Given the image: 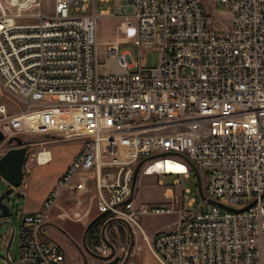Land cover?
I'll use <instances>...</instances> for the list:
<instances>
[{
    "label": "built area",
    "instance_id": "2783aa9c",
    "mask_svg": "<svg viewBox=\"0 0 264 264\" xmlns=\"http://www.w3.org/2000/svg\"><path fill=\"white\" fill-rule=\"evenodd\" d=\"M97 1L53 0L48 15L43 0H0V83L27 104L9 114L0 103L3 141L48 135L24 141L28 148L80 144L43 210L24 216L20 264H67L64 248L41 238L40 228L55 206L63 218L87 219L89 211L79 210L90 187L98 220L139 227L161 264H264V0H99V12ZM111 1L134 7L138 61L116 43L101 50L108 62L99 61L97 19L110 15ZM220 8L224 17L217 18ZM143 48L160 51L157 67L143 64ZM41 151L36 161L50 162L39 161ZM152 156L145 174L180 176L166 191L169 199L183 203L189 192L187 157L204 173L207 198L237 211L213 203L195 215L182 209L175 228L151 240L139 218L174 212L135 198V170ZM168 163L185 169L170 171ZM27 189L24 177L14 192L25 197ZM62 196L74 206L60 204ZM106 223L92 232L100 256L114 248Z\"/></svg>",
    "mask_w": 264,
    "mask_h": 264
},
{
    "label": "rangeland",
    "instance_id": "374dc122",
    "mask_svg": "<svg viewBox=\"0 0 264 264\" xmlns=\"http://www.w3.org/2000/svg\"><path fill=\"white\" fill-rule=\"evenodd\" d=\"M97 4L98 12L102 9H105L104 3H101L98 0ZM203 5L205 9L209 11V1H205ZM106 9L109 10L110 15L99 16L97 19V39L99 42L98 49L100 51L99 61L101 63L108 62V59L110 58L109 54L106 51L102 52L101 50H103V48L107 50L113 43H118V49L120 53L123 54L124 52L129 51L133 55V58L138 61V45H136L134 42H130L133 34L129 36L128 32V28H133L134 30V7L132 3L129 1H124L121 3L111 1L107 3ZM42 10L45 14L53 15L55 13L53 0H43ZM92 10L93 6L91 7L90 11ZM216 12L217 18L224 17L222 8L218 9ZM124 21L126 23L125 26L123 25ZM216 25L217 27L224 29V26L220 22H217ZM160 58L161 53L156 48L142 49V61L143 64L147 67H157L160 64ZM101 70L107 72L110 70V68L103 67ZM0 103H5L7 105L9 114H16L27 107V104L25 102L3 88L1 83ZM4 127V123L0 121V131L3 134ZM21 138L23 140H25L26 138L30 142H39L42 140L51 139V136L38 135L33 137L32 135L23 136ZM77 145L78 142L56 140L49 142L45 146H29V155L27 158L28 164H25L26 166L24 176L27 183L29 184V195L23 197L14 192L10 196V206L12 210V217L10 218V220L15 229L14 237L10 247V256L14 263L10 258H8L6 253V244L10 235V229L9 227H3L0 230V264L22 263L23 255L21 251V226L26 213V207L31 200V194H33V204L39 206L38 202L41 201L42 196L47 193L52 184L55 183V177L59 173L60 168L69 159L72 152L76 149ZM8 147V141H0V158L3 154L2 152ZM45 147L51 151V161L44 165H38L36 163V154L39 151L45 149ZM180 160L185 162L183 158H180ZM32 162L33 167H31ZM147 165L148 164H146L143 169H141L138 175L135 188V198H137L138 200H143L149 208L160 206L169 207L174 210V212L168 214L146 215L139 218L138 221L140 225L151 240L155 239V235L158 232L168 231L175 228V222L178 220V212L180 210L184 209L187 214L195 215L200 212L208 211L211 208L212 204L206 200H203V198L200 196L197 187V179L193 172H191L190 176L185 178L184 180L185 188L186 190H189V192L186 193L185 198L183 199V203H178L172 199H169L166 196V191L169 188H175V181L177 180V178L180 179V176L176 174L166 175L160 173L145 174L143 171ZM28 169H30L31 174L29 173ZM29 174L31 177L33 176L30 181L29 179H27V177H29ZM202 183L205 194H207L206 179L204 177V173H202ZM8 187L9 183L2 176H0V194L6 191ZM193 199L195 200V202L191 206L189 205V203ZM95 202L96 201L92 200V194H90V196H88V198L83 201V205L79 211H91L92 215L96 212V210L93 208V204H95ZM225 202L227 203V201ZM59 203L67 207L74 206L72 199H69L68 196H62L59 200ZM39 207L40 210H43V203ZM53 209H55V216H57L58 213H62L57 206H55ZM87 214H83V217L85 218ZM57 225L59 229H57L55 231V234H53L52 236L55 242L60 243L64 246L67 264H161L154 256L139 227L133 226L132 228L127 226L128 232L124 228L119 227L116 230H112L114 231L112 235H116V238L118 237V239H120V242H117L118 248L116 250V256L121 254L120 248H122V250L123 248H125L126 251L123 250L124 254H122L121 257H115L111 261L109 259L104 260L87 251L86 242L84 239V231H82L80 227L81 224H72L74 233L76 235L75 237H69V234H66V226L61 225V222H59ZM132 232L134 234L135 241L131 236ZM108 235L110 236V233H108Z\"/></svg>",
    "mask_w": 264,
    "mask_h": 264
},
{
    "label": "water",
    "instance_id": "95a60500",
    "mask_svg": "<svg viewBox=\"0 0 264 264\" xmlns=\"http://www.w3.org/2000/svg\"><path fill=\"white\" fill-rule=\"evenodd\" d=\"M4 139H5V136L0 131V141H3ZM8 143L10 144V148L0 158V176H2L9 183L8 189L6 191H4L2 194H0V211H1V213H0V230L3 227H9V229H10V235H9V238H8V241L6 244V253H7L8 258H10L12 260V258L10 256V247H11L12 240L14 237L15 229H14V226H13L11 220H10V218L12 217V210H11L10 203L7 201V199H9L10 196L14 193V187H19L23 182L24 168H25V164L27 162V158L29 155V148L25 144V141L20 136H15V137L10 138L8 140ZM155 157H157V156H152L150 158H146L138 164V166L135 170L134 176H133V189L134 190L136 188L138 175L141 171L142 166L144 165V163L147 160L153 159ZM186 160L190 164V166L193 170V173L197 179L198 192H199L200 196L203 198V200H206V201L213 203V204H218V205H220L224 208H227L229 210H232V211H237L234 208L227 207V206H225V205H223L217 201H214L212 199H208L207 196L205 195V192H204V187H203V183H202V176H201L200 171L198 170L196 165L189 158L186 157ZM263 197H264V195H263ZM254 203H256V201H254L250 205H253ZM96 220H98V218L94 219V221H92L89 224V226L86 230V235ZM94 255L97 257H100L104 260L110 259L113 257V255L107 256V257H103V256H100L97 254H94ZM12 262L14 263L13 260H12Z\"/></svg>",
    "mask_w": 264,
    "mask_h": 264
},
{
    "label": "crops",
    "instance_id": "0c3cea01",
    "mask_svg": "<svg viewBox=\"0 0 264 264\" xmlns=\"http://www.w3.org/2000/svg\"><path fill=\"white\" fill-rule=\"evenodd\" d=\"M128 32H129V36L130 35H132V34H134L133 32H134V30H133V28L131 29V28H128ZM133 36V35H132ZM79 148H80V144H78L77 145V147H76V149L72 152V154H71V156L69 157V159L65 162V164L60 168V170H59V173L56 175V177H55V181L54 182H56V180H57V178L64 172V170H65V168L68 166V164L70 163V161L72 160V158L76 155V153L78 152V150H79ZM45 149H47L46 147H45ZM31 150V149H30ZM47 150H49V149H47ZM50 151V150H49ZM51 152V151H50ZM36 163L38 164V165H44V164H40V163H38L37 161H36ZM26 164H28V162H26ZM26 166V165H25ZM31 167H33V162H32V166ZM28 171H29V173L31 174V171H30V169H28ZM30 174H29V177H27V179H29V181H30V179H32L33 178V176L31 177L30 176ZM54 184L55 183H53L52 184V186H51V188L54 186ZM27 186H28V189H29V184L27 183ZM51 188L49 189V191L51 190ZM28 189H27V192H26V196H28L29 194H28ZM49 191H47V193H45L43 196H42V198H41V201L40 202H38L39 203V206H41V204L43 203V200L45 199V197H46V195L48 194V192ZM94 191H95V189L93 188V187H90V190L89 191H87V192H85L83 195H82V199H83V201H85V199H87L88 198V196H90V194H93L94 193ZM25 196V197H26ZM95 204H96V202H95ZM95 204H93L94 205V209L96 210V212L98 213V209H97V205H95ZM92 205V204H91ZM39 206H37V205H34L33 204V194H31V200H30V202L28 203V205H27V207H26V213H25V215H33V214H35L36 212H38V211H40V207ZM54 208V207H53ZM52 208V209H53ZM51 209V210H52ZM91 209H92V206H91ZM54 210L55 209H53L52 211H50V216H51V220H48V221H46V222H44L42 225H41V228H40V237L41 238H44V239H48V240H50V241H54L55 242V240H54V238H53V234H55V231L57 230V229H59L58 228V223L59 222H61V225H64V226H66L65 228H66V234H69V237L70 236H73V237H75L76 235H75V233H74V230H73V223H75V224H78V225H80V227H81V229H82V231H84V239H85V242H86V249H87V251L88 252H90L91 254H93L94 252L92 251V245H93V237H92V232L94 231V229L95 228H97V226H99V225H101L103 222H105V221H107V223H106V230H105V236H106V239L108 238L109 239V241L113 244V253L111 254V255H109V256H112L113 255V257L112 258H110L109 260H111L112 261V259H114L115 257H121V255L122 254H124L123 253V250H122V248H120V250H121V254L120 255H118V256H116V250H117V248H118V246H117V242H120V239H118V237L116 238V235H112V233L114 232V231H112V230H116L118 227L119 228H124L126 231H127V226L128 227H131L127 222H125V221H122V220H96L95 221V223L93 224V226L90 228V230L93 228V231H91L90 232V230L88 231V233H87V235H86V230H87V226H89V224L92 222V221H94V219H96V218H98L99 219V217H100V215H99V213L97 214L96 212L95 213H93L92 215H91V211L88 213V215H87V217L89 218H87V219H85V220H74V219H67V218H63L62 216H61V214H57V216H55V212H54ZM90 219H92V220H90ZM114 228V229H113ZM128 232V231H127ZM108 233H110V236L108 235ZM143 234V233H142ZM147 234V233H146ZM131 236H132V238H133V240L135 241V239H134V234H133V232H132V234H131ZM144 236V235H143ZM150 238V237H149ZM107 239V240H108ZM144 239H145V237H144ZM146 240V239H145ZM147 242V241H146ZM57 243V242H56ZM58 244H60V243H58ZM63 248H64V246L62 245V244H60ZM65 250V249H64ZM66 253V252H65ZM95 254V253H94ZM93 254V255H94ZM103 257H107V256H103ZM66 263H67V259H66Z\"/></svg>",
    "mask_w": 264,
    "mask_h": 264
},
{
    "label": "bare ground",
    "instance_id": "6f19581e",
    "mask_svg": "<svg viewBox=\"0 0 264 264\" xmlns=\"http://www.w3.org/2000/svg\"><path fill=\"white\" fill-rule=\"evenodd\" d=\"M134 39H130V42H133ZM118 45V43H116ZM51 157V152L47 149L41 151V154H39L38 159L41 163H45L47 161L50 160ZM162 166V164H158L155 165L153 168H151L152 170H157L160 169ZM165 166V165H164ZM168 169L170 171H176V170H181V169H185L184 167L180 166V165H173L171 163H168Z\"/></svg>",
    "mask_w": 264,
    "mask_h": 264
},
{
    "label": "flooded vegetation",
    "instance_id": "af4514ba",
    "mask_svg": "<svg viewBox=\"0 0 264 264\" xmlns=\"http://www.w3.org/2000/svg\"><path fill=\"white\" fill-rule=\"evenodd\" d=\"M24 176H25V168H24ZM7 201H8L9 203H11V199H10V198L7 199Z\"/></svg>",
    "mask_w": 264,
    "mask_h": 264
},
{
    "label": "trees",
    "instance_id": "16d2710c",
    "mask_svg": "<svg viewBox=\"0 0 264 264\" xmlns=\"http://www.w3.org/2000/svg\"><path fill=\"white\" fill-rule=\"evenodd\" d=\"M93 231V228L90 230V232Z\"/></svg>",
    "mask_w": 264,
    "mask_h": 264
}]
</instances>
